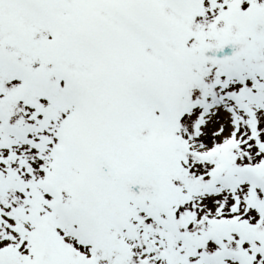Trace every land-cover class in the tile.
<instances>
[{
    "label": "snow or ice",
    "instance_id": "obj_1",
    "mask_svg": "<svg viewBox=\"0 0 264 264\" xmlns=\"http://www.w3.org/2000/svg\"><path fill=\"white\" fill-rule=\"evenodd\" d=\"M0 264H264V0H0Z\"/></svg>",
    "mask_w": 264,
    "mask_h": 264
}]
</instances>
